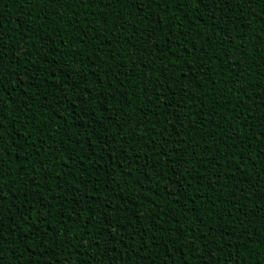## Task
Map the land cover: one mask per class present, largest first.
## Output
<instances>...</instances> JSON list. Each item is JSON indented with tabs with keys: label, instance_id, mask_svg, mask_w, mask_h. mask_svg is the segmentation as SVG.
<instances>
[{
	"label": "trees",
	"instance_id": "trees-1",
	"mask_svg": "<svg viewBox=\"0 0 264 264\" xmlns=\"http://www.w3.org/2000/svg\"><path fill=\"white\" fill-rule=\"evenodd\" d=\"M264 0H0V264H264Z\"/></svg>",
	"mask_w": 264,
	"mask_h": 264
},
{
	"label": "snow or ice",
	"instance_id": "snow-or-ice-1",
	"mask_svg": "<svg viewBox=\"0 0 264 264\" xmlns=\"http://www.w3.org/2000/svg\"><path fill=\"white\" fill-rule=\"evenodd\" d=\"M261 134L264 135V132H262Z\"/></svg>",
	"mask_w": 264,
	"mask_h": 264
}]
</instances>
